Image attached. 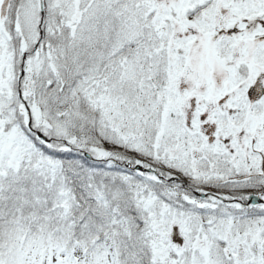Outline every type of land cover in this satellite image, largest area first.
Returning a JSON list of instances; mask_svg holds the SVG:
<instances>
[{
    "label": "snow or ice",
    "instance_id": "snow-or-ice-1",
    "mask_svg": "<svg viewBox=\"0 0 264 264\" xmlns=\"http://www.w3.org/2000/svg\"><path fill=\"white\" fill-rule=\"evenodd\" d=\"M0 264H264V0H0Z\"/></svg>",
    "mask_w": 264,
    "mask_h": 264
}]
</instances>
